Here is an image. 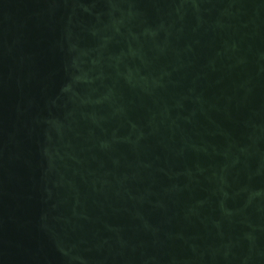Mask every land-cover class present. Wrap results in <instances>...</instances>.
<instances>
[{
	"label": "water",
	"instance_id": "water-1",
	"mask_svg": "<svg viewBox=\"0 0 264 264\" xmlns=\"http://www.w3.org/2000/svg\"><path fill=\"white\" fill-rule=\"evenodd\" d=\"M0 264H264V0H0Z\"/></svg>",
	"mask_w": 264,
	"mask_h": 264
}]
</instances>
